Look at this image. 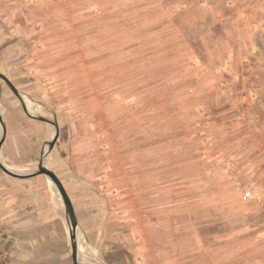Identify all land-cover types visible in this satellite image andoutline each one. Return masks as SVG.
I'll list each match as a JSON object with an SVG mask.
<instances>
[{"label": "rangeland", "instance_id": "obj_1", "mask_svg": "<svg viewBox=\"0 0 264 264\" xmlns=\"http://www.w3.org/2000/svg\"><path fill=\"white\" fill-rule=\"evenodd\" d=\"M0 72L59 124L80 264H264V0H0ZM0 111L34 171L54 127ZM52 185L0 168V264H73Z\"/></svg>", "mask_w": 264, "mask_h": 264}, {"label": "water", "instance_id": "obj_2", "mask_svg": "<svg viewBox=\"0 0 264 264\" xmlns=\"http://www.w3.org/2000/svg\"><path fill=\"white\" fill-rule=\"evenodd\" d=\"M0 79L3 80L7 84V86L11 89V91L18 97V99L21 102L22 108L24 112L26 113V115H28V117L35 119V120L42 121L54 127V134L50 140H46L47 147H43L41 149V152H40L41 158L34 171L27 172V173L18 172L10 168L8 165H5L2 162L1 158H0V168L8 175L16 177V178H30V177H34L40 174H44L53 182V184L56 186V188L58 189L61 195L66 219H67L68 226H69L68 233H69L70 244H71L72 262L73 264H80L79 250H78L79 223H78L73 201L65 185L63 184L61 178L52 169L48 168L45 164V159L47 158L48 154L52 151L56 141L58 140L59 132H60L59 124L56 120L49 119L42 115H37V114L30 112L26 106L22 93L16 88L13 82L2 72H0ZM0 129H1V132H0V154H1V147L7 135V127H6V123H5V120H4V117L1 111H0Z\"/></svg>", "mask_w": 264, "mask_h": 264}, {"label": "crops", "instance_id": "obj_3", "mask_svg": "<svg viewBox=\"0 0 264 264\" xmlns=\"http://www.w3.org/2000/svg\"><path fill=\"white\" fill-rule=\"evenodd\" d=\"M1 157V156H0ZM2 159V158H1ZM3 161V160H2ZM4 162V161H3ZM26 183H20L18 185H23L25 186ZM34 185H31L30 183L28 185L30 186H33L32 188H28V191L29 193L32 192V194H36L38 195L39 197H41V192H43L45 195L46 192H47V188H46V185L45 184H36V183H33ZM27 185V186H28ZM25 189V188H24ZM6 204L7 206H14L15 205V202H16V199L14 198L13 195H15V183H8L6 188ZM39 193V194H37ZM44 197V196H43ZM40 200V199H39Z\"/></svg>", "mask_w": 264, "mask_h": 264}, {"label": "bare ground", "instance_id": "obj_4", "mask_svg": "<svg viewBox=\"0 0 264 264\" xmlns=\"http://www.w3.org/2000/svg\"><path fill=\"white\" fill-rule=\"evenodd\" d=\"M22 96H23V94H22ZM23 98H24V96H23ZM24 101H25V103H26V106H27L28 110H30V108H31L30 103H29L28 101H26L25 98H24ZM0 158H2V156H1ZM1 160H3V158H2ZM3 161H4V160H3ZM3 161H2V162H3ZM4 164H5V163H4ZM48 179H49V178H48ZM52 186H53V188H54L56 194H57L58 197L60 198V193H59L58 189L56 188L55 185H52ZM78 231H79V229H78ZM83 242H84V239H82V240L79 239V240H78V250H79V255H82V256H83V259H85L84 254L82 253ZM85 260H86V259H85Z\"/></svg>", "mask_w": 264, "mask_h": 264}]
</instances>
